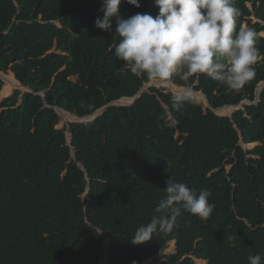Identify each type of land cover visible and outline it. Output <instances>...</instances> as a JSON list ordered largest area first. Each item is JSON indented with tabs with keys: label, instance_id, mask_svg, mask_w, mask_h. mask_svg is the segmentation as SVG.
<instances>
[{
	"label": "trees",
	"instance_id": "1",
	"mask_svg": "<svg viewBox=\"0 0 264 264\" xmlns=\"http://www.w3.org/2000/svg\"><path fill=\"white\" fill-rule=\"evenodd\" d=\"M140 3L121 0L119 18L157 14L154 0ZM233 4L237 30L260 34L252 80L234 90L204 74L154 81L200 91L219 115L200 92L177 111L172 93L152 86L67 129L54 107L67 121L89 118L131 102L150 79L117 59V17L111 33L96 26L102 0H0V264H100L103 246L108 264H142L173 253L172 241L176 253L151 264H249L258 253L264 261V89L254 102L264 81V0ZM17 81L29 91L11 92ZM169 116L178 123L167 126ZM170 177L209 191L212 213L181 208L171 231L133 244L159 215Z\"/></svg>",
	"mask_w": 264,
	"mask_h": 264
},
{
	"label": "clouds",
	"instance_id": "2",
	"mask_svg": "<svg viewBox=\"0 0 264 264\" xmlns=\"http://www.w3.org/2000/svg\"><path fill=\"white\" fill-rule=\"evenodd\" d=\"M127 2L141 7L140 0ZM120 3L102 0L103 17L95 23L111 33L112 18L117 17L115 55L136 77L168 82L178 75L204 74L233 90L255 77V64L261 56L257 48L260 34L251 27L237 30L239 10L233 0H154L158 7L155 16L136 13L127 19L119 18ZM193 99V90L187 86L171 94L172 107L177 111ZM176 123L171 116L166 120L167 126ZM165 189L166 197L155 208L159 215L136 229L133 244L151 240L157 231H171L181 208L207 218L215 207L209 202V191L198 193L171 177ZM248 260L249 264H264L259 253Z\"/></svg>",
	"mask_w": 264,
	"mask_h": 264
},
{
	"label": "water",
	"instance_id": "3",
	"mask_svg": "<svg viewBox=\"0 0 264 264\" xmlns=\"http://www.w3.org/2000/svg\"><path fill=\"white\" fill-rule=\"evenodd\" d=\"M2 74H4V73H1L0 72V79L3 81V75ZM4 82V81H3ZM152 86H154L153 85V83L152 82H147L133 97H131V102H129V103H120L119 101L121 100V99H123V98H121V99H119V100H115V101H112V102H110L109 104H107L106 106H104V107H102V108H100L99 110H97V111H95L91 116H89V119L88 120H81L82 118H79V117H75L74 119H72V121L71 122H83V121H92L93 119H95L98 115H100L101 113H102V111L106 108V107H109V106H127V105H131V104H133L134 103V101L136 100V99H138L139 97H140V95L144 92V91H146V90H148V88H150V87H152ZM15 88L16 89H20V90H22V91H29V88H27V87H24V86H22L18 81H17V85L15 86ZM182 88H184V87H182ZM192 89V88H191ZM264 89V81H262V82H260L258 85H257V88H256V90H255V101L254 102H257L258 100H259V94H260V92L262 91ZM194 93H199L200 91H193ZM201 93V92H200ZM204 97H205V95L203 94V93H201ZM40 95L42 96V97H44V92H41L40 93ZM197 100V99H196ZM2 101V100H1ZM0 101V102H1ZM198 101V100H197ZM205 103H206V107L208 108V109H210L211 111H213V113H215V114H217V110L218 109H220V108H217V109H213V108H211L210 107V105H209V102H208V100H207V98L205 97ZM246 103H248L247 101H243V102H241L240 104H238L237 106H233L234 107V110L233 111H235V110H237V109H239V108H241V106L243 105V104H246ZM45 104V103H44ZM45 106H47L46 104H45ZM223 107H227V106H223ZM222 108V107H221ZM54 109L56 110V112H57V114L58 115H64V114H69L68 112H66V111H64V110H62L61 108H59V107H54ZM233 111L229 114V115H220V116H231V114L233 113ZM71 115V114H70ZM217 115H219V114H217ZM65 116V115H64ZM69 128V125L67 124V129ZM67 141H68V144L70 145L71 144V135L69 134L68 136H67ZM240 144H243V141L242 140H240ZM250 146H251V144H249ZM254 147V146H253ZM72 157H74V154L72 153ZM82 169L84 170V168L82 167ZM88 190H89V186H87V189H86V193L88 192ZM100 234H101V237H102V246H103V243H104V240H105V238H107L105 235H103L101 232H100ZM173 244H174V252L173 253H176V247H175V242L173 241ZM108 247V246H107ZM107 247L106 248H104V246H103V249H102V251H101V253L103 254V255H105L106 256V258H107ZM165 251V250H164ZM164 251L160 254V255H162V256H165V255H169V254H164ZM163 260V257H162V259L161 260H156V256L155 257H153V258H150L149 260H147V261H145V262H143L142 264H151V263H156V262H159V261H162ZM99 263H100V261H99ZM101 264V263H100ZM107 264H108V258H107Z\"/></svg>",
	"mask_w": 264,
	"mask_h": 264
},
{
	"label": "rangeland",
	"instance_id": "4",
	"mask_svg": "<svg viewBox=\"0 0 264 264\" xmlns=\"http://www.w3.org/2000/svg\"><path fill=\"white\" fill-rule=\"evenodd\" d=\"M9 74H11V73H8L7 75H9ZM149 82H152L153 83V85L155 86V87H157V88H160V89H162L163 91H165V92H171L172 93V90H170L169 88H167V87H163V86H160V85H158V84H156L155 82H154V80H149ZM14 89H16V88H12L11 89V92L14 90ZM196 99V98H195ZM202 105H203V107H204V109H206L207 107H206V103L205 102H200ZM234 110V108H232V110L230 111V113L232 112ZM60 116V121H59V124L57 125V127L58 128H61V127H63L64 125H67V124H69L71 121H67L66 120V117L64 116V115H59ZM73 117H76L75 115H72ZM89 118H86V117H83L81 120H88ZM242 147L243 148H245V149H251L253 146H250V145H242ZM169 244V243H168ZM174 247V244H169L168 245V248L169 247ZM174 251V250H173ZM164 254H171V253H168V252H166V251H164ZM162 255H158V256H156V260L158 261V260H161L162 259ZM102 258H103V254H101V259H100V263L101 264H103L102 263ZM200 263H204V262H200Z\"/></svg>",
	"mask_w": 264,
	"mask_h": 264
},
{
	"label": "bare ground",
	"instance_id": "5",
	"mask_svg": "<svg viewBox=\"0 0 264 264\" xmlns=\"http://www.w3.org/2000/svg\"><path fill=\"white\" fill-rule=\"evenodd\" d=\"M263 2V1H262Z\"/></svg>",
	"mask_w": 264,
	"mask_h": 264
}]
</instances>
